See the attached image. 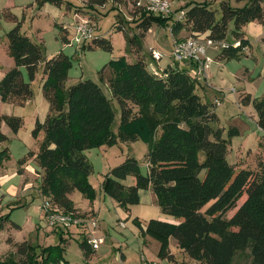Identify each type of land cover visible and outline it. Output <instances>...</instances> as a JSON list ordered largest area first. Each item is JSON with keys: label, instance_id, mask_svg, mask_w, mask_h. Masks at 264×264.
Returning <instances> with one entry per match:
<instances>
[{"label": "trees", "instance_id": "1", "mask_svg": "<svg viewBox=\"0 0 264 264\" xmlns=\"http://www.w3.org/2000/svg\"><path fill=\"white\" fill-rule=\"evenodd\" d=\"M88 1L89 8L108 2ZM124 1L112 0L115 4ZM238 1L246 3L238 8L222 2L220 18L207 1L187 4L181 8L186 12L184 20H176L172 26L173 36L183 38L180 33L187 29L191 32L189 37L208 34L214 40L226 41L233 22V35L241 40L242 46L222 50L216 60L240 57L242 48L251 47L250 40L243 36L244 28L253 22L264 24V7L261 0ZM133 8L140 34L133 35L128 43L135 48L138 59L129 62L126 56H121L102 70V80L105 72H109L110 78L105 80L111 97L92 80L67 86L70 57L61 52L48 58L43 44L25 35L17 17L9 9L4 10L3 17L16 23L7 34L15 66L0 80L1 101L25 107L34 98L32 83L41 73L40 86L49 104L46 120L37 121L33 130L35 139L43 135L40 150L36 155L31 152L19 164L25 165L35 155L42 179L41 194L46 202L64 214L86 219L87 215L76 210L71 195L78 191L91 203L97 198L89 181L94 167L87 151L111 147L119 141L141 140L149 148L146 174L137 159L127 158L103 176L101 191L128 213L140 204V191L152 189L163 214L177 219L175 222L151 219L145 228L138 218L134 220L143 236L159 242V259L180 264L170 248V240L175 239L181 253L198 264H240L236 260L248 251L247 264H264V172L255 175L245 169L236 171L228 161L232 137L240 131L232 128L226 136L217 126L219 116L198 93L203 84L194 80L189 70L170 66L159 76L150 70L151 63L139 56L143 52L142 41L152 26H168L173 16L140 14L134 0ZM62 40L70 43L67 35ZM81 47L113 49L112 43L101 36ZM23 68L29 82L24 79ZM244 94L241 102L254 104L257 125L264 132V97L253 100L251 94ZM115 100L120 108L118 133L112 129L117 117ZM3 123L16 134L25 124L22 117L0 115V144L8 140L2 131ZM5 159H9L8 150L0 152V163ZM129 177L135 179L134 185L124 183ZM244 195L246 200L237 208ZM236 208L234 215L227 217ZM10 220V214L1 217L0 230ZM56 229L59 244L44 248L24 241L16 245L14 255L21 258L19 261L11 258L0 260V264H62L63 245L67 241L63 236L70 234L71 228ZM80 234V249L89 259L96 250L89 244L88 232Z\"/></svg>", "mask_w": 264, "mask_h": 264}, {"label": "rangeland", "instance_id": "2", "mask_svg": "<svg viewBox=\"0 0 264 264\" xmlns=\"http://www.w3.org/2000/svg\"><path fill=\"white\" fill-rule=\"evenodd\" d=\"M204 1L211 4V8L216 11L217 18L222 15L220 6L222 2L238 8L243 7L246 3V1L238 0H175L173 11L178 13L182 7L184 8L191 2L202 3ZM261 1L264 7V0ZM88 2V0H0V80L2 73L5 75L15 66L14 58L9 53L7 34L16 26V23L3 17L4 10L9 9L21 24L22 32L34 42L43 44L45 55L48 58L61 52L70 57L72 64L69 69L67 86L88 79L99 84L107 96L111 97V91L107 87L109 84L105 80L110 78L109 72H105L104 80H102L101 72L111 60L121 56H126L129 62L138 59L135 48L128 43L133 35L140 34L138 19L134 14L133 0H126L122 4H115L112 0H108L105 6L95 8H89ZM76 13L92 17L96 23V35L110 41L113 46L112 51L101 48L83 50L76 44H67L62 40L67 35L66 30L69 32L68 41L72 42ZM173 17L169 20L168 26L154 24L142 41L143 52L139 56H143L145 61L152 63V67L157 70L159 61L153 62L151 51L153 48L164 53L162 65L166 66L172 62L171 54L175 39L172 34V26L178 15L174 14ZM233 30L234 23L232 22L226 40L229 43L238 40L233 35ZM244 32L243 36L248 37L251 47L244 50L240 57L220 62L215 57L220 55L221 51L209 50V55L216 60L209 69L211 86L201 82L205 86V91L201 87L198 93L219 116L220 122L217 126L225 131L226 136L232 128H238L240 131L238 136L232 137L228 161L234 165L236 171L245 169L256 175L264 172V132L259 129L256 117H254V115L256 116L254 104L244 105L241 101L245 96L244 91L250 93L253 100L264 97V24L250 23L244 28ZM190 35L191 32L187 29L180 33L183 38ZM22 70L25 80L29 82L26 69ZM40 74L35 84L32 83L33 99H35L37 110L26 106H15L0 100L1 116L22 117L25 122L17 134L6 123L2 124V131L8 140L0 144V152L8 150L9 159L0 163V219L10 214V221L19 226L16 227L11 222H4L3 229L0 230V260L2 261L11 258L19 261L21 258L14 255L17 251L16 245L24 241L44 248L55 246L61 242L60 236L55 233H58V230L48 224L43 211V205L47 199L41 194L42 179L38 173L40 167L35 159L43 138V135L38 139L33 137V130L36 126L35 114H38L41 121H44L49 111V104L43 96L41 86H39L41 83ZM235 96L236 100H234ZM113 103L117 109V117L112 129L118 133L120 108L116 100ZM148 149L147 144L138 140L134 142L119 141L118 144L111 147L102 146L87 151V156L94 167V173L91 175L92 181L94 183L102 182L103 176L111 169L132 157L141 163L142 172L146 174L145 158ZM31 152L35 155L21 166L20 160L25 158L27 160ZM127 179L124 183L135 184L133 177ZM132 179L134 184H132ZM141 191H145L143 201L132 207L130 218L127 217L128 220L126 217L122 219L126 223V227L119 224L124 214L123 210L113 203L115 202L113 199L97 189V198L94 201L96 203L95 211L97 214L100 212L97 222L102 232L106 234L105 245H103L104 242L102 245L110 247V252L115 247L116 252L113 254L118 253L119 256L120 250L125 251L129 255L131 264H140L139 242L142 247H145L144 236L134 222L136 218L141 224H146L151 219L162 218H168L173 222L177 221V219L163 214L160 207L150 199V191L148 193L146 190ZM100 196H105V201L100 202ZM71 197L81 210H87L90 206L91 202L78 191H75ZM244 200H246V195L238 202L237 208ZM237 208L230 211L227 217H232ZM80 214L91 217L92 213ZM84 229L73 225L70 229L72 234H66L70 242L66 258L72 264L79 261L78 239L81 237L80 233L87 231ZM172 247L175 248L173 252L177 255L180 264H198L179 252L180 249L175 239H172ZM150 252L153 253V249H150ZM249 254L250 251L242 254L236 263L247 264L250 259ZM157 261L160 264H169L168 260L159 259Z\"/></svg>", "mask_w": 264, "mask_h": 264}, {"label": "built area", "instance_id": "3", "mask_svg": "<svg viewBox=\"0 0 264 264\" xmlns=\"http://www.w3.org/2000/svg\"><path fill=\"white\" fill-rule=\"evenodd\" d=\"M175 5V0H134V7L140 14L149 13L154 15H161L165 18H169L174 14L178 15L177 21H183L186 12L180 10V12H174L173 6ZM76 20L73 25L74 37L72 42L69 44H76L81 47L83 45H88L93 43V41L98 37L96 35L95 26L96 23L92 17L81 16L80 14H75ZM173 40V50L171 57L175 64L190 66L189 74L190 76L199 82H205L209 85V69L211 65L216 61L212 56L209 55L210 49H216L222 51L224 49H229L231 47L240 48L242 46L241 40H235L232 43L227 41H217L209 37L208 34L196 35L195 37L186 38H176ZM243 51L247 49L242 48ZM152 58L154 61H161L164 54L158 50H151ZM150 69L156 75H162L161 71L157 68L152 67ZM216 105L218 103L216 102ZM43 211L48 221V224L53 228L63 227L71 228L73 225L82 226L88 232L89 244L93 249L98 250L104 242L103 237L95 235L99 228L97 218L95 214H91L86 219L77 217L74 214H64L58 208L52 206L50 202H46L43 205ZM122 227H125L124 223H120ZM156 264V263H149Z\"/></svg>", "mask_w": 264, "mask_h": 264}, {"label": "crops", "instance_id": "4", "mask_svg": "<svg viewBox=\"0 0 264 264\" xmlns=\"http://www.w3.org/2000/svg\"><path fill=\"white\" fill-rule=\"evenodd\" d=\"M68 33L69 32H67V35H68ZM180 37H182V36H180ZM247 39H248V37H247ZM154 49V48H153ZM152 49V50H153ZM154 50H157V49H154ZM159 51V50H158ZM164 54V53H163ZM217 57H215V59H216ZM153 62H154V60H153ZM161 62H162V60L157 64L158 65V70L159 71H161L162 73L168 68V67H170V66H174V67H179V68H181V69H190V66L188 65V64H185V65H178V64H175L174 63V61H173V59H172V62L170 63H168L166 66H164V65H162L161 64ZM220 62H222V61H220ZM152 64V63H151ZM151 66V65H150ZM12 69V68H11ZM151 70V69H150ZM2 75V77H1V79L5 76L4 75V73H2L1 74ZM41 76V75H40ZM25 79V78H24ZM36 82V81H35ZM35 82H33L34 84H35ZM41 84H39V86H40ZM209 85L211 86V79H210V76H209ZM108 88H109V86H107ZM202 88H204V91H205V86H201ZM200 87V88H201ZM244 93H247V91H244ZM247 94H250V93H247ZM0 100H1V98H0ZM234 100H236V96L234 97ZM35 99H32L31 101H29L28 103H27V105H26V107H30V109H33V110H37V106L35 105ZM49 112V111H48ZM36 113V112H35ZM47 115H48V113H47ZM35 118H36V121H35V123L37 122V121H39V122H41V123H44V121L46 120H44V121H41V119H40V116L38 115V114H35ZM254 117H256V120H258L257 119V113H256V116L254 115ZM46 118H47V116H46ZM134 179V178H133ZM133 179H132V184H134V182H133ZM128 180V179H127ZM89 181H90V183H91V185L93 186V188L95 189V190H97V189H99V191H101V183L102 182H100V183H98V182H96V183H94L93 181H92V179H91V177L89 178ZM126 183V182H125ZM126 185H128L127 183H126ZM147 191V193H148V191H150L149 193H150V199L154 202V204H157V198H156V196H155V194L153 193V191H152V189L151 188H149L148 190H146ZM102 192V191H101ZM145 191H140V202H142L143 201V193H144ZM103 195V194H102ZM71 199H72V197H71ZM99 199H100V202H102V201H105V196H100L99 197ZM73 200V199H72ZM89 201V200H88ZM112 202H113V200H112ZM114 204L116 203V202H113ZM115 205H117V203L115 204ZM95 206H96V203L94 202V203H90V206L88 207V209L87 210H81L80 208H78V206H77V204L75 203V208H76V210L79 212V213H92V214H95L96 215V217H98V215H99V213L100 212H98V214H97V211H95ZM132 209V208H131ZM121 210H123V209H121ZM123 214H124V216H123V218H121L122 217V215H121V219H120V223H124L125 224V227H126V223L124 222V220H122V219H125V217L127 218V217H129L130 218V214H131V211L130 212H125L124 210H123V212H122ZM129 218H127V220L129 219ZM162 220H166V221H169V219L168 218H162ZM119 223V224H120ZM141 226L142 227H144L145 228V226H146V224H141ZM56 234H57V232H55ZM70 234H72V233H70ZM58 235V234H57ZM95 235L96 236H99V237H103L104 239L106 238L105 237V233H103L102 232V230H101V227L99 226V228H98V230H97V232H95ZM67 235H64L63 236V239H65V240H67L66 241V243L63 245V246H65V253H64V261L62 262V264H72V263H70V261L69 260H67V258H66V254H67V248H68V245L70 244V242H69V238L68 237H66ZM82 238V236L78 239V242H79V240ZM106 242V241H105ZM105 242H104V244L103 245H105ZM158 241L157 240H155V239H153V238H151L150 236H144V244H145V247H142L141 245H140V242H139V248H140V251H141V261L139 262L140 264H148V263H156V264H160L159 263V261H157V260H159V257H158V251H159V248H160V245H159V242L157 243ZM103 245H101L100 246V248L98 249V250H96L95 252H94V254L92 255V257L91 258H86L85 256H84V253H83V251L80 249V251H79V255H78V262L77 263H75V264H131V262H130V260H129V255L125 252V251H122V250H120V252H121V254H120V256H119V254L118 253H116V254H113L114 252H116V248L115 247H113V251L112 252H110V250L109 249H111L110 247H108V246H103ZM80 247V246H79ZM122 247V246H121ZM147 247H148V249H147ZM170 248H171V252H172V254H174V255H176L174 252H173V250L175 249V248H173L172 247V239L170 240ZM150 249H153V253H151L150 252ZM180 253H181V251H179ZM113 255V256H112ZM182 255H184V254H182ZM184 257H185V255H184ZM176 258H177V260H178V257H177V255H176ZM164 261H166V260H164ZM179 261V260H178ZM80 262V263H79ZM162 263H164V262H162ZM179 263H180V261H179ZM170 264V263H169Z\"/></svg>", "mask_w": 264, "mask_h": 264}]
</instances>
